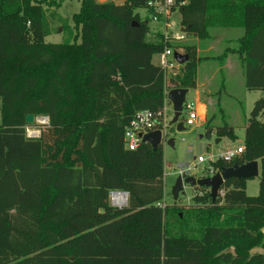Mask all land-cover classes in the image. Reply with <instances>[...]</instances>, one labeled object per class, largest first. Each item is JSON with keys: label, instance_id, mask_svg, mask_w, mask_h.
I'll use <instances>...</instances> for the list:
<instances>
[{"label": "trees", "instance_id": "trees-1", "mask_svg": "<svg viewBox=\"0 0 264 264\" xmlns=\"http://www.w3.org/2000/svg\"><path fill=\"white\" fill-rule=\"evenodd\" d=\"M60 4L0 0V264H264V96L245 126L244 152L213 163L258 160L259 193L231 178L216 200L198 186L192 204L161 207L163 145L130 150L124 136L139 111L164 105L165 72L153 57L169 43L161 32L149 39L150 20L138 12L147 0H82L73 27L55 11L49 17L45 5ZM176 4L189 37L242 29L217 59L237 55L247 90L264 91V0ZM54 19L70 38L46 41ZM175 47L189 61L170 81L193 89L198 45ZM28 114L49 119L39 137L26 132ZM213 120L206 136L237 139L234 126ZM113 191L129 193L127 206L110 204Z\"/></svg>", "mask_w": 264, "mask_h": 264}, {"label": "rangeland", "instance_id": "rangeland-1", "mask_svg": "<svg viewBox=\"0 0 264 264\" xmlns=\"http://www.w3.org/2000/svg\"><path fill=\"white\" fill-rule=\"evenodd\" d=\"M61 1L60 6L49 7L45 5L48 9L49 17H51L52 12L58 13V15L67 19V22L72 27L74 22L72 17L75 13L80 11L82 0H56ZM99 2H106L110 0H98ZM116 1V0H114ZM138 12L142 17L148 18L150 20L151 33L149 34V39L154 40L157 37V33L160 32L161 25L151 21L150 12L141 8ZM55 20L53 32L51 35L46 37L47 42L60 43L65 39L70 38V34L65 29L63 24L65 22H60ZM171 20L180 23V12L176 10ZM177 28V27H176ZM218 29V28H217ZM222 29V28H219ZM218 31L216 29H211V32ZM235 31V30H229ZM225 30H219L210 41H200L198 48L203 49V46H210V51L207 52L209 59L203 61L202 65L199 67L197 82L198 87L190 89L187 98L196 102V91H199L201 102H203L207 107V116L204 123H199L194 126L184 125V129L181 131L177 130V125H173L170 130H168V139H174V145H169L167 141L163 144L164 150V183H165V201L167 204H173L174 199L172 196V188L178 178V168L181 165H193L196 159L202 155L206 158H210L212 155H219L223 153L230 146H240L244 145L245 140V125L248 123V118L253 109L256 100L264 96L263 90H247L245 87V78L241 74L238 67L240 61L238 56L234 57L238 60L233 61L231 64L232 78H226V71L220 70V61L216 59L217 55H221L229 48H236L237 42L236 38L242 34H238L236 38L233 36L231 40L224 41V39L231 37V32ZM76 32V30H75ZM80 40V39H78ZM187 42L193 43L192 37H189ZM202 54V52H201ZM203 55V54H202ZM154 63L157 64L158 57L155 55L153 57ZM239 70V72H238ZM242 75V76H241ZM2 117V104L0 102V121ZM214 117L213 123L216 125H222L224 123L231 124L234 126L237 139L232 140L229 138L222 139L221 142H216L217 136L213 133L211 137L205 134L206 121L209 118ZM183 122V121H182ZM49 119L46 116L36 117V121L32 125L27 126V134H41V132L46 129ZM209 163L203 162L199 163L195 172L199 176H208V170H206ZM260 188V177H252L247 179V194L250 196H256L259 193ZM197 193L196 187L190 185L185 186L184 192L180 194L177 204L189 205L193 202V197ZM110 204H112L110 200ZM255 252L262 251V248L254 249Z\"/></svg>", "mask_w": 264, "mask_h": 264}, {"label": "built area", "instance_id": "built-area-1", "mask_svg": "<svg viewBox=\"0 0 264 264\" xmlns=\"http://www.w3.org/2000/svg\"><path fill=\"white\" fill-rule=\"evenodd\" d=\"M151 15V21L161 25L160 32L163 35L166 45L165 49L157 54L158 65L164 70L166 77V86H165V102L162 109L159 112H153L151 110L139 111L135 117L132 119L130 124L125 130L124 140L126 146L130 150L137 149L141 142L143 141L144 135L161 130L163 136V144L168 140V130L172 128L171 120L174 116V110L172 104L168 100V93L170 89L174 88L176 84L182 87L179 83L173 84L170 79L172 76H176L180 73L181 64H179L175 58V52L184 53L183 48H176L175 45L186 43L189 40V36L181 29L180 23L171 20L173 13L178 10V4L176 0H147L146 8ZM177 27V28H176ZM190 90V88H189ZM180 120L183 121L186 126H194L205 121L202 119L201 113L197 106V102L186 98L183 103L182 114ZM29 137H39V134H28ZM244 152V145L240 146H230L223 153L219 155H212L209 159L200 155L193 165H181L178 168V176H195L196 178L209 177L215 175L221 170H215L213 163L219 159L226 161H232L235 158L239 157ZM207 162L209 165L206 170H208V176H199L195 172L199 163ZM120 193L125 194L122 191H113L110 194V200L112 205L115 207H123L128 203V197L125 194V201H121L119 198ZM223 196L224 190L220 189L219 194ZM165 199L163 202H159L158 205L165 207Z\"/></svg>", "mask_w": 264, "mask_h": 264}, {"label": "water", "instance_id": "water-1", "mask_svg": "<svg viewBox=\"0 0 264 264\" xmlns=\"http://www.w3.org/2000/svg\"><path fill=\"white\" fill-rule=\"evenodd\" d=\"M125 0H116L115 2L122 3ZM175 58L177 62L184 65L189 61V55L185 53L175 52ZM189 88L180 87L178 84L174 88L170 89L168 93V100L173 106L174 116L171 120V125H177V130L181 131L184 129V123L180 120L182 114L183 103L187 98ZM36 121L33 114H28L26 116V122L28 125H32ZM220 138L217 139L218 142ZM144 142L150 143L154 149L163 145V136L161 130H156L144 135ZM169 145H174V139L169 138L167 140ZM260 176V163L258 160H253L244 164H234L230 167H224L220 172H217L213 176L196 178L195 176H178L175 185L172 188V196L174 199L173 204H177L180 194L184 192L185 186H205L210 190V195L213 200H216L220 189L226 183L227 180L231 178L237 179H248L252 177ZM127 196L129 193L124 192ZM112 205V204H111ZM113 206V205H112ZM127 206V205H126Z\"/></svg>", "mask_w": 264, "mask_h": 264}, {"label": "crops", "instance_id": "crops-1", "mask_svg": "<svg viewBox=\"0 0 264 264\" xmlns=\"http://www.w3.org/2000/svg\"><path fill=\"white\" fill-rule=\"evenodd\" d=\"M218 27H216V28H213V29H216V30H225V31H229L230 29L231 30H235L234 32L233 31H229V32H231V37H229V38H226V39H224V41H229V40H231L232 39V37L234 36L235 38H236V36H238V34H240L241 32H242V29H237V28H222V29H217ZM218 31H213V32H211V34H212V37H214V35L218 32ZM193 39V42H195V43H197V44H199L200 43V40L199 39H197V38H192ZM206 41H210V40H206ZM203 49H201V48H198V56H199V58L201 59L200 61H199V63H198V69H197V76H198V70H199V67L202 65V63H203V61L204 60H206V59H209V56H207V52H209L210 51V46H203L202 47ZM201 52H202V54H201ZM223 54V53H222ZM217 56H219V55H217ZM217 56H216V59H217ZM235 54H233V53H228V56H227V58H226V60H225V63L223 64V65H221V67L219 68L220 70H225L226 71V78L227 77H230L231 76V78H232V70H231V66H232V62L233 61H235V60H238V59H236L235 57ZM154 61V60H153ZM240 61V60H239ZM158 63V62H157ZM239 68H241L240 69V71H241V74L242 75H244L243 74V68H242V65H241V61H240V64H239V67H238V69ZM238 72H239V70H238ZM231 73V74H230ZM241 75V76H242ZM198 79V78H197ZM196 79V80H197ZM198 87V82H197V86L195 87V88H197ZM196 102H197V106H198V108H199V111H200V113H201V117H202V119H205L206 120V116H207V107H206V105L203 103V102H201V98H200V95H199V91H196ZM201 123H203V121H201ZM246 126V125H245ZM218 139V138H217ZM222 139H224V138H220V140L218 141V142H221L222 141ZM217 141V140H216ZM128 204V203H127Z\"/></svg>", "mask_w": 264, "mask_h": 264}, {"label": "bare ground", "instance_id": "bare-ground-1", "mask_svg": "<svg viewBox=\"0 0 264 264\" xmlns=\"http://www.w3.org/2000/svg\"><path fill=\"white\" fill-rule=\"evenodd\" d=\"M119 195V198L121 199V201H125V194H123V193H120V194H118Z\"/></svg>", "mask_w": 264, "mask_h": 264}]
</instances>
